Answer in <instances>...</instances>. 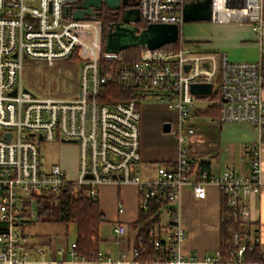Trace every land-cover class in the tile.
Listing matches in <instances>:
<instances>
[{
    "label": "built area",
    "instance_id": "built-area-1",
    "mask_svg": "<svg viewBox=\"0 0 264 264\" xmlns=\"http://www.w3.org/2000/svg\"><path fill=\"white\" fill-rule=\"evenodd\" d=\"M81 0H0V264H33V246L24 228L34 217L37 196L56 194L68 184L83 186L86 197L96 202L101 185L109 182L134 184L138 208L148 201L161 204V221L152 232L154 258L148 264H223L220 253L199 258L181 252L185 230L180 222V193L189 185L194 197L206 195V185H215L240 229L232 233L233 255L229 264L243 263V254L258 244L248 233L245 198L264 194L261 151L264 146V88L261 55L264 46V0H210L212 23L250 24L260 47L259 60L229 61L226 54L199 50L183 36L176 48L139 47L135 59L102 49L99 19L76 20L63 15L66 5ZM186 0H137L139 22L183 23ZM180 35V32H179ZM166 46V45H165ZM77 55V87L67 96L25 85L24 63L54 66ZM103 61V63H101ZM187 67V68H186ZM119 84L141 98L147 94L176 114L170 131L175 137V159L171 166L157 164L154 175L140 173V111L136 98L101 100V88ZM191 83H210L207 96L190 92ZM211 97L213 102L205 103ZM217 109L218 123H248L257 139L243 147L238 169L226 164L216 175L192 169L190 136L198 105ZM42 142H72L78 147L76 177L69 179L59 163H48L40 151ZM90 176V177H88ZM123 211L122 206L118 212ZM164 215L165 220H162ZM123 236L125 224L111 223ZM70 256L84 263L73 251ZM96 261H101L98 253ZM138 250L133 261L140 264ZM62 264L61 262H52Z\"/></svg>",
    "mask_w": 264,
    "mask_h": 264
},
{
    "label": "crops",
    "instance_id": "crops-1",
    "mask_svg": "<svg viewBox=\"0 0 264 264\" xmlns=\"http://www.w3.org/2000/svg\"><path fill=\"white\" fill-rule=\"evenodd\" d=\"M228 23V22H226ZM228 26V25H225ZM245 30L229 34L213 35L205 30L200 31L202 38L193 40L197 45L213 49L223 43H238L253 46L257 43L252 27L247 23H238ZM220 29L219 32L222 33ZM227 58L228 55L226 54ZM199 104L194 111L202 109L208 119H199L194 123V133L190 136L191 156L196 163L208 162L209 174H218L226 164L238 169L237 159L244 146L257 139L254 127L248 123H233L222 127L216 118L208 114V109ZM169 122L168 120H163ZM156 125V131L160 132ZM159 125V123H158ZM171 125V123H170ZM162 131V130H161ZM149 129L140 124V173L143 178L154 175L157 164L171 166L175 159V137L168 151L156 150L152 147ZM261 178L264 181V146L261 151ZM220 193L213 184L206 185V195L202 199L193 196L191 187L185 185L180 193V222L185 230V238L181 243L183 254L195 255L202 258L213 254L219 245ZM98 206L105 221L100 224L99 253L101 261L92 260L84 263L70 256V244L75 242V224L69 233V224L62 221H33L27 223L24 231L30 243L40 247L42 255H31L33 264H117V260L133 261V252L139 248L140 240L137 237L134 225L139 214L138 190L134 184L109 182L99 188ZM245 207L248 210L246 229L256 232L258 247L264 254V194H250L245 198ZM122 206L123 211L118 212ZM33 218V217H32ZM118 221L127 227L125 235L120 236L111 229V223ZM133 264V263H131Z\"/></svg>",
    "mask_w": 264,
    "mask_h": 264
},
{
    "label": "trees",
    "instance_id": "trees-1",
    "mask_svg": "<svg viewBox=\"0 0 264 264\" xmlns=\"http://www.w3.org/2000/svg\"><path fill=\"white\" fill-rule=\"evenodd\" d=\"M189 1V0H186ZM101 22V36L108 30L111 22L118 19L107 11L104 16L98 17ZM142 28L146 24L137 23ZM191 42V41H189ZM177 43L166 45L163 48H176ZM139 47L128 48L120 52L124 60L130 61L136 58ZM103 63V61H101ZM262 66V86L264 88V55H261ZM101 100L108 99H132L138 97L131 89H127L119 84H106L101 88ZM208 114L212 118L218 115L217 109L210 107ZM192 169L198 175L202 171L209 173V163L199 162L192 165ZM83 186L68 184L56 194L47 196H37L35 201V215L28 223L33 221H62L66 224L73 223L76 228L74 253L82 260H96L98 258L99 234L98 229L105 221L99 209L98 202L90 201L85 195ZM161 204L159 202L148 201L147 209L139 210L138 218L135 222L136 234L140 240L138 250V260L140 264H148L154 258V248L151 242L152 232L160 223L161 217L158 213ZM240 229L239 222L232 215V209L227 206L223 197H220V219H219V245L223 264H229L228 260L233 255L231 244L232 233ZM248 233L256 236V232ZM241 264H264V254L260 251L258 244H254L251 249H247L243 254Z\"/></svg>",
    "mask_w": 264,
    "mask_h": 264
},
{
    "label": "rangeland",
    "instance_id": "rangeland-1",
    "mask_svg": "<svg viewBox=\"0 0 264 264\" xmlns=\"http://www.w3.org/2000/svg\"><path fill=\"white\" fill-rule=\"evenodd\" d=\"M228 25V26H225ZM220 29L226 30L222 33ZM205 30L213 35L231 34L237 31L245 30V28L238 26L236 22L228 23H212L208 21H191L183 22L180 26V35L185 38L190 44L194 43L193 40L202 38L200 31ZM195 44V43H194ZM199 50H204L210 53L220 55L222 53L228 55V60L233 62L244 61H257L260 57L259 42L253 46H246L238 43H223L219 47H213V49L204 47L203 45L195 44ZM264 55V46H263ZM78 58L74 54L70 59L57 61V63L49 67L46 64H38L37 62L26 61L23 69L24 84L27 86H33L42 91H50L51 93L67 96L74 91L77 87L78 68L80 62L75 59ZM136 102L140 111V124L145 125V128L149 129V138L151 137L152 147L156 150L168 151L173 142L174 136L171 132H162V121L168 120L171 125L175 124L176 114L173 109L168 108L165 104L161 103L157 96L147 94L146 97H136ZM211 97L205 98V103L213 102ZM198 110L192 119V124L196 123L199 119H208L207 115ZM159 123V125H158ZM159 127L160 132L156 131V125ZM231 123H223L222 127H226ZM155 127V128H154ZM40 151L45 160L48 163H59L63 168L66 176L69 179L76 177V169L78 162V147L77 144L72 142H42L39 144ZM33 211H36L35 205H33ZM162 220H165L162 215ZM74 224L69 225V233L72 232Z\"/></svg>",
    "mask_w": 264,
    "mask_h": 264
},
{
    "label": "water",
    "instance_id": "water-1",
    "mask_svg": "<svg viewBox=\"0 0 264 264\" xmlns=\"http://www.w3.org/2000/svg\"><path fill=\"white\" fill-rule=\"evenodd\" d=\"M127 0H81L75 7L66 5L63 15L76 20L98 19L104 8L111 15L118 16L110 23L103 34L102 49L107 53H119L122 50L136 47L157 49L176 42L180 28L175 23H148L140 28L139 9L127 6ZM210 19V0H189L184 3L182 20L208 21ZM187 68V67H186ZM190 92L197 96H207L211 92L210 83H191ZM170 131V123L162 124V132ZM90 177V176H88Z\"/></svg>",
    "mask_w": 264,
    "mask_h": 264
},
{
    "label": "flooded vegetation",
    "instance_id": "flooded-vegetation-1",
    "mask_svg": "<svg viewBox=\"0 0 264 264\" xmlns=\"http://www.w3.org/2000/svg\"><path fill=\"white\" fill-rule=\"evenodd\" d=\"M133 5L137 6V0H127L126 7L127 6H133ZM106 13H107V10H105L104 8H102V10H101V12H100V14H99L98 17L104 16ZM115 17H117V16L115 15Z\"/></svg>",
    "mask_w": 264,
    "mask_h": 264
}]
</instances>
